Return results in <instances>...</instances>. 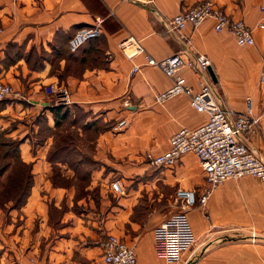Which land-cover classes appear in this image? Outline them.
Masks as SVG:
<instances>
[{
  "label": "crops",
  "instance_id": "crops-1",
  "mask_svg": "<svg viewBox=\"0 0 264 264\" xmlns=\"http://www.w3.org/2000/svg\"><path fill=\"white\" fill-rule=\"evenodd\" d=\"M204 1L154 0L143 6L128 0H0V83L21 92V98L0 101V133L22 142V159L34 177L22 208L15 209L13 202L6 212L0 208V264H103L109 235L134 248L138 264H165L155 230L170 216L137 214L142 183L134 188L130 183L150 165L144 158L143 163L133 160L164 153L177 131L197 129L208 116L191 107L188 95L157 103L155 95L173 80L159 68L145 66L142 57L129 61L118 48L129 37L140 40L156 60L179 53L207 56L218 80L212 85L219 103L235 117L259 118L260 132L243 139L264 155V29L259 27L264 0H212L252 30L255 43L247 47H239L228 32L217 33L212 21L196 30L170 31L171 18ZM97 19L103 21L102 36L72 53L71 38ZM136 65L142 70L132 75ZM179 75L199 91L202 73L183 68ZM51 85L68 88L73 108L87 116L85 123L100 125L91 141L90 165L74 168L48 160L54 137L38 119L47 115L48 127H56L52 99L43 94ZM123 119L127 130L111 129ZM58 168L71 179H80L78 170L87 171L86 182L101 188L100 198L78 197L74 186L59 185ZM174 168L158 176L155 171L146 187L178 185L199 194L207 188L195 155H186ZM113 174L120 178L112 181ZM114 182L123 194L112 189ZM188 217L198 246L185 254L183 264L196 253L201 258L193 264H264V240L249 241L253 232L264 238V182L250 176L228 180L214 190L205 211L190 210Z\"/></svg>",
  "mask_w": 264,
  "mask_h": 264
},
{
  "label": "built area",
  "instance_id": "built-area-1",
  "mask_svg": "<svg viewBox=\"0 0 264 264\" xmlns=\"http://www.w3.org/2000/svg\"><path fill=\"white\" fill-rule=\"evenodd\" d=\"M143 6L154 5V0H128ZM259 27L264 29V6ZM207 21H212L217 33L228 32L239 47L253 46L255 39L252 30L244 21H235L223 10L216 8L212 0L177 14L170 19L171 32H183L186 28H200ZM103 21L97 19L95 25L79 30L71 39L69 47L72 53L78 52L90 41L102 36ZM1 32V31H0ZM125 57L134 62L138 57L145 60V66L159 68L173 84L167 90L155 95V101L164 104L182 95L190 96L191 107L200 114L208 116V121L197 129L181 128L169 141V148L159 155L148 154L145 162L153 168H174L186 155L193 154L199 160L205 174L207 188L200 194L196 190L178 189L176 200L181 203V211L171 215L155 230V242L159 254L165 264H180L186 253L191 251L197 238L188 212L195 208H205L214 190L224 182L243 177H254L264 182V155L256 154L244 141L246 134L260 132V120L249 114L235 117V114L219 103L212 79L209 74L210 59L202 54L186 57L179 53L156 60L148 54L142 42L129 37L118 44ZM183 68L202 73L200 89L195 92L179 75ZM142 66H134L132 75L140 73ZM260 84L264 85V67L260 76ZM45 94L52 99V107L71 106V93L66 87L54 85L46 88ZM20 97V93L9 84L0 83V101ZM128 127L123 119L114 128L122 131ZM112 189L123 194L124 189L119 182L112 184ZM264 238L253 232L249 237L251 243L263 241ZM190 261V260H189ZM187 261L186 263H188ZM103 264H138L134 248L120 237L109 235L103 243Z\"/></svg>",
  "mask_w": 264,
  "mask_h": 264
},
{
  "label": "rangeland",
  "instance_id": "rangeland-1",
  "mask_svg": "<svg viewBox=\"0 0 264 264\" xmlns=\"http://www.w3.org/2000/svg\"><path fill=\"white\" fill-rule=\"evenodd\" d=\"M46 88L47 87L44 88L43 94L45 93ZM18 92L20 93V97H17V98H21V92L20 91ZM44 95L48 97L46 94ZM51 104L52 102L50 103V105ZM68 107L70 108V111H71L70 118L65 120L61 127L59 128L54 127L55 129L54 128L50 129L47 125L48 123L47 115L46 117L45 115H42V117L38 119V122L45 123L46 130H48L46 133L54 137V143L52 144L51 153L48 155V160L52 163H63V164H69L74 168H82V165L84 166H86V164L90 165V163L93 162V159H92L93 145L91 144V141L92 139L97 137L98 131L101 128H100V125L98 124L95 125V127H91L89 126L90 123L87 122L89 124L87 125L85 123L87 121L86 114L73 108L72 105ZM119 121H114V124L111 129H113V127H116L119 124ZM81 132L87 135L82 136ZM33 143L36 146L38 145V142H33ZM6 150H7L6 148L0 149V157H3L5 155ZM11 152L12 153L9 155H13V149L11 150ZM146 154L148 155V153ZM146 154H141L139 156L140 157L139 159H136L133 161L137 163L138 162L137 160H140L139 162H142L143 160L142 158H144V162H145V157L147 156ZM7 161L8 160L4 159L3 162H1V164H5ZM146 169L147 170L143 175H140L134 178V182L130 183V185L132 184V188L138 187L139 183H142L141 184L142 186H139L141 187L140 189L141 191L138 197L139 204L136 207V209L138 210L137 214L139 213L143 217H148L150 215H154L155 213H158L162 215H167L169 217L172 214L180 212L181 203L176 200V193H177V190L179 189L178 185H175L174 187H172L170 185L164 184L163 186H159V187H152V188L146 187V181H149L148 180L150 178L149 176H151V174H154L155 171H158V172H155V176H158L163 171L173 170L175 168L156 169V168H152L148 166V168ZM76 173L79 175L80 179H78V177L71 179L66 175V173H63L61 169L59 168L54 169V175H56L57 177V183L64 187L74 186L76 196L86 197L87 199L88 198H91V199L100 198L101 188L96 185H94L95 187H91V185L87 184L86 182L87 171L78 170ZM9 175H10V172H9ZM63 175H66V176H63ZM7 176L8 175L6 172L0 178V184H1L0 185V205L2 206V204H4L5 206V207L0 206V208H2L4 212H6L7 210V204H6L7 195H1V193L6 191V189H8L6 188ZM119 178L120 177L116 176V174L112 175V181L118 180ZM206 207L198 208V209H202L203 211H205ZM195 235H196V232H195ZM105 239L106 238H104V241ZM197 246H198V243L196 242V244L193 246L192 249L194 250ZM199 256H200L199 253H196V255L191 257L190 261L186 264H193V262L195 263L196 261L199 260V258H201V256L200 257ZM180 264H183V262Z\"/></svg>",
  "mask_w": 264,
  "mask_h": 264
},
{
  "label": "trees",
  "instance_id": "trees-1",
  "mask_svg": "<svg viewBox=\"0 0 264 264\" xmlns=\"http://www.w3.org/2000/svg\"><path fill=\"white\" fill-rule=\"evenodd\" d=\"M50 111L53 114L56 127H61L63 125V122L69 119L71 115L70 108L67 106L51 107ZM21 144L22 142L20 140L7 138L5 136V133H0V149H7L5 155L3 157H0V178L6 172L8 175L6 179V188L8 189L2 192L1 195H7L6 204L9 202H13V207L15 209H20L26 204L27 199L30 196L32 188L34 186L32 166L24 162V160L22 159ZM12 149L13 155H9L12 153ZM4 159L8 161L5 164H1ZM3 206L4 204H2L1 207Z\"/></svg>",
  "mask_w": 264,
  "mask_h": 264
},
{
  "label": "water",
  "instance_id": "water-1",
  "mask_svg": "<svg viewBox=\"0 0 264 264\" xmlns=\"http://www.w3.org/2000/svg\"><path fill=\"white\" fill-rule=\"evenodd\" d=\"M208 70H209V73H210V76H211L213 82L217 83L218 80H217V78H216V75H215L213 69L210 67Z\"/></svg>",
  "mask_w": 264,
  "mask_h": 264
}]
</instances>
